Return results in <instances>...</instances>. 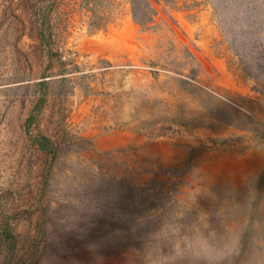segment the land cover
Segmentation results:
<instances>
[{
	"label": "rangeland",
	"instance_id": "obj_1",
	"mask_svg": "<svg viewBox=\"0 0 264 264\" xmlns=\"http://www.w3.org/2000/svg\"><path fill=\"white\" fill-rule=\"evenodd\" d=\"M0 264H264V0H0Z\"/></svg>",
	"mask_w": 264,
	"mask_h": 264
},
{
	"label": "trees",
	"instance_id": "obj_2",
	"mask_svg": "<svg viewBox=\"0 0 264 264\" xmlns=\"http://www.w3.org/2000/svg\"><path fill=\"white\" fill-rule=\"evenodd\" d=\"M133 12L134 14L136 15L137 13V6L134 4V8H133ZM45 15V14H44ZM46 17V16H45ZM137 18V17H136ZM140 20H138V24H140L142 27H146V22L142 21L141 17H139ZM142 21V22H141ZM40 36L42 38V40L44 41H47L48 38H47V34H46V31H45V21L43 22V29L41 30V33H40Z\"/></svg>",
	"mask_w": 264,
	"mask_h": 264
}]
</instances>
